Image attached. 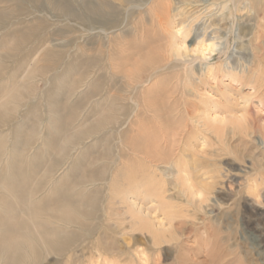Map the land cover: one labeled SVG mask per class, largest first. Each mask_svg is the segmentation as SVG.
I'll return each instance as SVG.
<instances>
[{"label":"rangeland","instance_id":"rangeland-1","mask_svg":"<svg viewBox=\"0 0 264 264\" xmlns=\"http://www.w3.org/2000/svg\"><path fill=\"white\" fill-rule=\"evenodd\" d=\"M120 1L0 0V202L17 203L1 182L16 175L28 206L61 192L78 202L31 222L50 245L25 226L39 257L22 240L13 257L0 245V264H264V2L193 21L194 5L214 14L224 0L156 14L153 0ZM177 24L188 45L218 44L187 73L168 58ZM116 34L141 48L126 53L127 75L103 59Z\"/></svg>","mask_w":264,"mask_h":264},{"label":"bare ground","instance_id":"bare-ground-1","mask_svg":"<svg viewBox=\"0 0 264 264\" xmlns=\"http://www.w3.org/2000/svg\"><path fill=\"white\" fill-rule=\"evenodd\" d=\"M120 1V0H119ZM174 0H153L149 3V10L148 13L152 14L155 13L156 11H161L162 9H168L171 10L172 9V4H173ZM121 2V1H120ZM242 2V0H224L223 2L216 4L217 5V12H215L213 14V6H215V4L210 5V6H203L204 8L199 9L201 7H197V6H201V5H194L196 8L191 12H195L199 13L201 12L199 15H197L193 21L199 20L200 16L203 15L205 20H213V17L216 16L218 13L219 14L217 17H219V20H225L227 19L229 13H231V15H233V11H232V7L234 6L236 8V10H240L239 4ZM264 2V0H248V3L245 5V7L251 5V6H260L262 3ZM152 3V5H151ZM158 5V6H157ZM206 5V4H205ZM250 6V7H251ZM233 7V8H234ZM246 9V8H245ZM251 9V8H250ZM204 10V11H203ZM203 11V12H202ZM190 13V14H191ZM194 14H192L191 16H193ZM170 18V16H168ZM138 23H143V19L139 20ZM176 32L174 33V38L172 40L171 43V55L168 56L169 59H173L174 57H177V59H181V63L184 65V67H186V73L188 72L189 69V65L188 64H192L193 62L200 60V66L202 67L204 65V63L208 60L211 59L212 57V53H214L217 49L218 44H216L214 41H210V42H200V44L198 43L199 41H196V44L199 46H195V45H188L187 44V38H188V34L185 32L186 29L181 26V24H177V26L175 27ZM118 29H115L114 32H117ZM181 31V32H178ZM184 31V33H183ZM113 33V32H112ZM143 34L145 35L146 33H141V36L143 37ZM215 38V37H214ZM213 38V39H214ZM217 39H222L221 36H217ZM108 43L106 44V47L104 50H102V52L106 53L103 57L104 60H107L105 63H107L108 67L111 68V70L116 73V74H125L126 73V69L124 66V61L125 59L129 58L130 54H133L131 50H135L137 52V54L141 51V48L136 47L135 45L125 41V39H122V37H120L118 34H116L113 39H111V37L109 36V39L107 40ZM104 46V45H103ZM129 50L131 51L130 54H126L127 52H129ZM191 72H193V74H195L194 72V67L192 66L190 68ZM189 76V75H188ZM136 102V100H135ZM137 103V102H136ZM151 102H144L143 106L144 107H155V104L150 105ZM138 106L140 107V104H138ZM155 109H158V107ZM138 112V111H137ZM120 114V113H119ZM118 114V115H119ZM140 120V119H139ZM134 121V120H133ZM134 124H140L142 125V123L136 122ZM161 124V123H160ZM134 126L133 123L131 122V127ZM124 145L129 146L128 149L129 150H134V151H138L141 152L143 154H151V152L156 151L157 154L162 155L159 152L158 148H143L140 146V144H138L136 141H134L133 139H127V141L125 142L123 140L122 142ZM150 156V155H149ZM155 157V156H152ZM3 176V175H2ZM17 176V175H16ZM15 176V177H16ZM15 177L11 178V179H15ZM5 178V177H4ZM1 182L2 184V188L4 189H8V191H10V193L14 194L17 193V203L8 201L7 199H3L0 202V205H6L7 208V216H3L0 215V227L1 229L4 228L3 230V234L2 237L0 238V245H4L6 248L1 249L2 252L4 250V254L8 255L10 257H13L14 254L16 252H20V247L23 245L22 244V240L25 242H23L25 245L24 247L26 248L25 250H28L29 252L26 251V254L30 255L33 258H37L39 257L40 253L36 250V241H32V236L33 234L31 233V228L29 227H25V226H30L29 223H31L35 217H41L44 215H48L51 216L53 218H60L59 216H57L56 213L58 212H50L49 210L51 209V205H55L56 209L57 208H61L57 211H64L65 210H71L72 207H75L78 202L77 200L72 196H68L67 193H62L61 192V197L59 199L56 198H48L47 200H44L43 203L41 204H31L30 206H28L29 204L25 202V195L24 193L21 194L19 191V188L22 184H18L17 183H13V180H8V179H3V177L1 178ZM203 189V188H202ZM61 191V190H60ZM195 197H199V195H196ZM202 195V192L200 193ZM30 199V197H29ZM132 206H135L137 208H139V204L136 203L135 201H132ZM135 211V210H133ZM63 213V212H62ZM70 213V212H69ZM22 214L27 215L29 217V219H24L22 217ZM65 214V213H64ZM67 216V215H65ZM132 218H134V224L135 225H139L142 229H148L149 232L153 233L151 230V227L148 226L150 225L151 222V218L149 217V214H146L144 210L142 209H138L137 212H135V215L132 213ZM63 219V217L61 218ZM31 227L37 228V231L41 238L44 240V243L47 244L49 243V245L51 243H53L51 240V238H49V236L52 235V232H47V230L44 227V223L43 221L39 222V223H31ZM159 225H162V222H159ZM40 238V237H39ZM177 237H174L173 239H176ZM56 243V242H55ZM160 241H157V244H159ZM48 245V246H49ZM3 247V246H1ZM39 247V246H38ZM53 247V246H52ZM21 249H24L23 247H21ZM3 254V253H2ZM1 254V255H2ZM3 256V255H2ZM1 257V256H0Z\"/></svg>","mask_w":264,"mask_h":264}]
</instances>
